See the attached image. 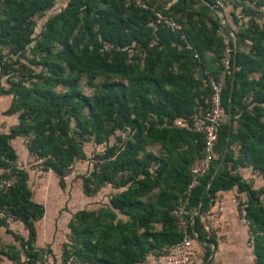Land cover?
<instances>
[{"label":"trees","instance_id":"trees-1","mask_svg":"<svg viewBox=\"0 0 264 264\" xmlns=\"http://www.w3.org/2000/svg\"><path fill=\"white\" fill-rule=\"evenodd\" d=\"M55 1L11 0L0 17V47H9L13 52L21 53L32 42L34 17L53 7ZM142 1L147 8L127 4L124 0H70L56 17L46 22L42 39L36 43L40 51L50 55L39 63L45 73L36 75L38 80L31 86L19 82L4 90L0 83V94H12L15 110L20 111L19 125L12 128L9 134L0 135V168H8L15 179L7 191L0 192V212L7 210L19 218L28 232L27 239H24L9 228L6 215L0 218V227H4L21 247L18 249L11 245L6 246L8 251L1 249L0 254L9 260L42 264L43 253L33 243L36 237L34 223L43 217L44 207L31 199L28 174L15 166L17 155L9 144L20 134H31L30 151L43 159L45 167L63 180L64 171L78 156L80 141L88 136L93 137L96 144H102L116 130L129 132L126 139L118 138L119 144L106 146L104 153L97 155V165L82 177L86 195H91L105 184L120 188V191L111 195L109 204L99 213L84 209L77 211L68 224L70 246L77 249L75 252L81 264H141L153 250L171 246L183 238L171 212L186 197V187L191 180L189 168L200 153L201 140L198 135L187 131L157 128L156 123L165 118L191 114L197 104L209 96V87L204 97L193 94L187 53L202 58L206 52L215 50L218 34L221 39L218 73L207 78L220 80L223 73L221 58L225 49L223 35L228 36V31L211 8L212 0L206 6L213 15V29H208L202 21L192 22L189 14L176 16V7L184 0L169 4V8L156 0ZM161 1L169 3L171 0ZM241 1L238 0L237 4ZM170 9L175 10V15L167 13ZM157 14L175 19L179 30L172 33L156 24ZM78 22L82 23L84 42L75 55L69 37ZM230 29L235 37V42L230 40V45L233 48L236 46V59L234 62L233 54L231 66L233 69L236 63V71L231 103L233 73L225 78L221 103L226 118L230 107L231 126L224 121L218 127V142L214 149L216 158L189 197L186 218L189 221L193 219V222L188 232L200 247H204V260L207 261L210 246L216 242L207 232L202 216L214 204L219 192L237 187L238 192L246 196L244 205L254 237L255 264H264V187L253 189L235 173L238 167H250L264 176V45H252L262 59L255 67V71L260 72L258 80H250L247 66L252 60L240 50L237 31ZM155 38L175 44L168 59L171 69L157 75H144L139 69L128 67L127 60L138 57L144 58V70L152 69L151 61L157 54V46L152 43ZM105 43L113 45L109 52L104 50ZM53 47L58 48L55 53H52ZM108 53L111 54V61L104 60V55ZM11 64L10 60L4 61L0 54V80ZM173 64H176L175 71L172 70ZM253 69L250 67V70ZM76 70L89 76L99 72L120 79L135 73L137 76L128 86L120 82L105 84L97 97L90 98L77 89L76 79L71 78ZM60 85L66 88L65 92L55 90ZM249 96V104L253 105L251 112L243 106V100ZM28 119L32 122H27ZM71 119L75 121L74 134L78 142L69 134ZM228 136L223 168L208 185L221 161ZM146 140L166 146L180 144L183 148L182 162L169 167L166 160L143 153ZM161 185L163 189L154 203L142 201ZM205 190L206 194L200 202ZM198 207L199 213L195 215ZM119 215L126 216L127 220H121ZM101 221H104L107 230H98ZM156 222L161 224V229L152 231L151 226ZM107 242L116 244L115 249L106 250ZM62 257L64 261V255Z\"/></svg>","mask_w":264,"mask_h":264},{"label":"rangeland","instance_id":"rangeland-1","mask_svg":"<svg viewBox=\"0 0 264 264\" xmlns=\"http://www.w3.org/2000/svg\"><path fill=\"white\" fill-rule=\"evenodd\" d=\"M69 1L70 0H56L53 7L46 10L43 14L34 17V30L31 34L32 42L21 53L13 52L9 47H0V54L3 55V60H10L13 63L11 64V67L8 68L7 74L1 77L0 83L4 90H8L13 84H18L19 82H23L26 85L31 86L32 83L37 82L38 80L36 75L40 74L41 72L45 73L46 70L39 63H42L44 59L50 57V55L44 51H40L36 47V43L42 39V32L46 22L56 17L60 11L67 6ZM177 1L178 0H171L168 4L171 6ZM201 1V3H197L194 0H184L183 3L178 4L176 7L178 10L176 16L182 17L183 15L189 14L192 22L202 21L204 24L206 23L205 26L208 29L211 28V22L214 21V19L211 11L207 8V6L211 4V0ZM237 1L238 0H230L228 3H226L223 15L226 14L224 17L227 20L228 27L234 29V31H237L238 40L241 41L240 50L243 53L248 54L252 60V63L247 66L248 78L250 80H258L260 72L255 71V67L260 65L262 56L259 53H256V50L252 48V45L253 43H258V45L262 46L264 45V37L262 36V34L264 35V2H261L260 0H242L241 4H237ZM10 2L11 0H0V17L3 15V12ZM124 2L127 4L135 3L134 0H124ZM170 6L168 5L167 7L169 8ZM167 13L175 15V10L170 9V11H167ZM81 24V22L76 24L74 31L69 37V42L72 44L75 55L79 53L78 47H81L84 42V37L81 35ZM214 34H216V32H214ZM216 37L217 40L215 43V50L206 52L202 58L199 57V55H194L193 53L191 54L189 52L187 53L189 71L191 73L190 80L192 92L193 94H199V97H204L207 95L205 94L208 90L207 76H212L213 74L215 75L218 73V63L221 57V39L219 38L218 34ZM152 43L153 45L157 46V54L151 61L152 69L147 71L144 70L146 68L144 58L138 57H131L128 59V67L139 69L138 71H142L144 75H157L164 70L171 69V67L168 66V59L170 58L169 53L172 49H174L175 44L161 42V40H158V38H155ZM104 47V50L109 52L113 48V45L105 43ZM57 49V47H53L52 53H55ZM115 50L118 49L115 48ZM110 57V53L105 54L104 60H110ZM61 65L65 64L61 63ZM174 66L176 67V64H173L172 68V70L175 71L176 68ZM250 67H254V69L250 70ZM135 74L130 75L128 78L120 79L116 76L101 72L96 73L93 76H89L76 70L73 74H71V78L76 79L77 89L83 95L90 98H95L101 93L102 87L105 84L120 82L128 86L137 76ZM55 90L62 93L66 91V88L60 85L56 86ZM199 97H197L196 100ZM250 99V96L245 97L243 100V106L247 111L251 112L253 111V105L249 104ZM15 109L16 107L13 105V95L0 94V135L9 134L12 128L19 125L18 115L20 111ZM239 113H241V111ZM224 121L228 123V115ZM27 122L30 123L32 120L28 119ZM234 125H236V123H234ZM75 130V121L71 119L69 134L72 135L78 142L79 139L74 134ZM121 137L123 139L129 137L127 130H116L114 134L108 138L107 142L102 144H96L94 138L88 136L85 138V140L80 141L77 145L79 151L78 156L72 165L64 171L63 180L51 169H47L45 167L43 159L38 158L35 153L30 151L29 146L31 134H20L9 141L10 146L12 149H14L17 155V158L14 162L15 166L18 169L25 170L28 174L27 185L32 192L31 199L34 202H46L47 194L52 192L50 197L51 200H49L53 202L55 201V192L57 193V191L60 193L59 195L63 199L62 202H60L61 205L59 207V214L56 213V215L53 217L55 237L52 240L46 242L41 248L47 253L48 264H81L75 252L77 249H73L70 246L71 238L68 224L73 221V215L77 211L84 209L87 211H93L96 214L99 213L103 208H105L106 205L109 204L111 195L120 191V188L105 184L91 195H86L82 185V177L88 175V173L92 171L93 167L97 165L99 161L97 155H102L106 149V146L111 147L113 145L119 144L118 138ZM182 151V146L177 143L166 146L146 140L144 141L143 145V153H150L156 157L166 160L170 165L169 167L182 162ZM10 178H12L10 170L8 168H0V181L8 180ZM40 184L46 185V191H44V193L42 192ZM262 185L264 186V176L258 177L257 183L252 187L253 189L257 190L258 188L260 189ZM162 189L163 185L151 191L146 197L142 198V201L146 203H154L155 198L159 195ZM233 194L235 196V204L239 211L240 207L245 203V199L235 192ZM47 208L49 209V215H52V213H50L51 208L45 205L46 212ZM4 215L7 216L9 228L12 231L18 233L21 236H27V230L19 218L11 215L7 210L0 212V218H2ZM118 217L123 221L127 220L126 216L119 215ZM106 221L107 223H110V219H107ZM63 222H65V224H63ZM238 223L240 226L244 227L239 219ZM205 224L207 225L206 221ZM160 229L161 224L159 222H156L151 226L152 231H159ZM98 230H107L104 221L100 222ZM208 231L211 239H213L216 244L210 246L211 253L207 261L204 260L205 249L204 247L202 248L203 252H200L202 254L201 264H255V258L247 256L245 252L244 254L242 252L243 256L241 257H223L222 255H219L218 253L220 248L218 244V237L210 229ZM7 237H11V234L7 235L4 232V227H0V251L1 249L8 251L6 248L9 242ZM105 247L106 250H114L116 244L113 242H107ZM17 248H21L19 244H17ZM198 249L201 250V248ZM63 255L64 261L62 257ZM21 256H23L22 251ZM0 259L1 264H22L23 261H11L1 254Z\"/></svg>","mask_w":264,"mask_h":264},{"label":"built area","instance_id":"built-area-1","mask_svg":"<svg viewBox=\"0 0 264 264\" xmlns=\"http://www.w3.org/2000/svg\"><path fill=\"white\" fill-rule=\"evenodd\" d=\"M230 0H213L211 8L218 14L222 24L226 23L223 11L226 3ZM134 4L140 8H147L142 0H134ZM224 20H222V18ZM155 23L167 28L170 32L175 33L179 30L177 21L173 18H168L161 14H157ZM225 49L221 58V65L223 73L220 80H215L212 77L208 78L207 84L210 94L205 98L202 103H198L194 111L183 117H175L173 119H162L161 122L156 123L157 128H166L171 130H182L194 133L199 136L201 140V148L199 155L194 159L190 168V182L186 187V197L179 207L171 212V216L176 220L178 229L183 234V238L168 247L160 250H153L147 258H152L151 264H197L194 260L195 246L200 247L195 238L189 234V227L192 225L193 220L190 221L186 218L188 211L186 207L189 202V197L195 187L198 185L199 180L203 178L209 171L213 161L216 158L215 145L218 142L217 129L226 118L224 107L221 103V94L225 85V78L233 73L232 58L235 55L236 46L234 48L230 45V40L235 42L233 33H228V36L223 35ZM189 48V46H188ZM128 132V131H127ZM129 134V132H128ZM15 181L14 178L0 181V192H5ZM246 205H242L239 209L240 221L247 230L246 247L253 251L254 237L251 231V222L246 218ZM223 208L219 206L211 214L205 215V228L209 233V229L213 231L216 228L218 219ZM202 250V247H200ZM203 251V250H202ZM47 253H42V264H48ZM143 264V263H142Z\"/></svg>","mask_w":264,"mask_h":264},{"label":"crops","instance_id":"crops-1","mask_svg":"<svg viewBox=\"0 0 264 264\" xmlns=\"http://www.w3.org/2000/svg\"><path fill=\"white\" fill-rule=\"evenodd\" d=\"M225 22L227 24L226 19ZM235 173H237L242 178V180H244L246 183H249L251 186L255 185L257 183V178L262 176L258 172L252 170L250 167H238ZM40 186L42 192L44 193V191H46V185L40 184ZM262 186L260 188H262ZM234 192L236 194H239V196H242L244 199H246L245 193L238 192L237 187H234L233 189L228 191L219 192L214 201V204L210 207L209 211L203 214L202 221L204 222L205 225V215L213 213L215 210H217L219 206H221L223 210L220 213L218 224L216 228L213 227V232L218 237V244L220 248L218 254L222 255L223 257H228V256L241 257L245 252L247 256L254 258L253 251H251L246 247L247 230L245 227L240 226L238 223V219L240 220V215L237 206L235 204V200H234L235 196L233 194ZM51 193L52 192H50V194L49 193L47 194L46 197L47 200L45 199L46 202L44 201L45 203L43 201H35L36 203L41 204L44 207L43 217L34 223L36 237L33 246L36 249H41L46 242L52 240L55 237V226L53 223L54 222L53 217L56 215V213L59 214V210H60L59 207L61 205L60 202H62L63 199L59 195L60 193H58L57 191V193L55 192V201L52 202L50 201ZM45 205L51 208L50 213H52V215L51 214L49 215L48 208H47V212L45 211ZM63 224H65V222H63ZM4 232L6 233L5 228H4ZM6 234L8 235V233ZM22 237L24 239L25 238L27 239L28 232L26 237L23 235ZM7 240L9 241L8 246L14 245L17 247L18 243L16 244L12 235L9 238L7 237ZM198 248L200 247L196 245L194 251V260L196 261L197 264L199 263L201 264L202 254L200 252L203 251L199 250ZM151 262H153L152 258L146 257L143 264H151Z\"/></svg>","mask_w":264,"mask_h":264},{"label":"water","instance_id":"water-1","mask_svg":"<svg viewBox=\"0 0 264 264\" xmlns=\"http://www.w3.org/2000/svg\"><path fill=\"white\" fill-rule=\"evenodd\" d=\"M160 5H162L163 7H167L169 4L168 3H165L161 0H156ZM222 20H224L223 17H221ZM224 27L227 29L228 33H231L232 31L230 30V28L227 26L226 23L223 24ZM235 59H236V52H235V55H234V62H235ZM236 71V63H234V66H233V77H232V82H231V91H230V99H229V104L231 103V97H232V90H233V84H234V73ZM230 106V105H229ZM228 124L231 126V111H230V107L228 108ZM228 140H229V136H228V139H227V143L225 145V148L223 150V154H222V157H221V161L218 165V168L216 170V172L212 175L210 181L208 182V185L210 184V182L212 180H214L218 175L219 173L221 172L222 168H223V165H224V162H225V159H226V156H227V151H228ZM207 190V189H206ZM206 190L204 191L201 199H200V202H202L205 194H206ZM199 213V207L197 208V211L195 213V215H197ZM193 220V219H192Z\"/></svg>","mask_w":264,"mask_h":264}]
</instances>
